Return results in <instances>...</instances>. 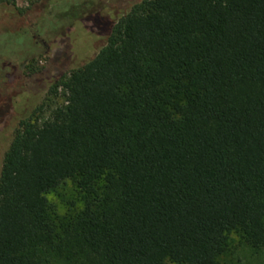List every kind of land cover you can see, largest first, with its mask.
<instances>
[{
	"label": "trees",
	"instance_id": "trees-1",
	"mask_svg": "<svg viewBox=\"0 0 264 264\" xmlns=\"http://www.w3.org/2000/svg\"><path fill=\"white\" fill-rule=\"evenodd\" d=\"M108 16L15 129L0 264H264V0Z\"/></svg>",
	"mask_w": 264,
	"mask_h": 264
},
{
	"label": "rangeland",
	"instance_id": "rangeland-1",
	"mask_svg": "<svg viewBox=\"0 0 264 264\" xmlns=\"http://www.w3.org/2000/svg\"><path fill=\"white\" fill-rule=\"evenodd\" d=\"M136 1L0 0V172L20 120L53 82L106 45L95 22L121 16Z\"/></svg>",
	"mask_w": 264,
	"mask_h": 264
}]
</instances>
